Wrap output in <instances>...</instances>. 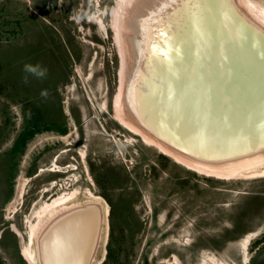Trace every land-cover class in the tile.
<instances>
[{
  "label": "rangeland",
  "instance_id": "1",
  "mask_svg": "<svg viewBox=\"0 0 264 264\" xmlns=\"http://www.w3.org/2000/svg\"><path fill=\"white\" fill-rule=\"evenodd\" d=\"M143 1L126 33L134 37L139 55V29L156 17L158 4ZM174 1L164 8L182 6ZM194 1L185 4L199 12L202 0ZM258 1L264 6V0ZM125 2L0 0V237L5 233L0 263L29 264L20 249L33 225L39 232L54 214L92 202L104 205L103 217L108 208L93 264H264V173L257 170H264V161L256 174L248 160L262 155L257 142L241 133L243 142L222 147L215 161L200 159L202 172L177 162L113 117L118 99L125 113L138 112L130 90L141 75L140 56L131 46L133 58L125 63L113 27L122 26ZM222 2L213 1L214 14ZM232 2L241 12L242 0ZM25 63H39L47 75H30L25 84ZM42 89L48 90L47 98L41 97ZM27 125L34 132L21 156L8 154ZM48 125L52 130L44 129ZM211 161L223 170L232 164L230 169L242 175L218 177L209 172ZM61 197L67 199L57 208H46ZM72 216L80 227H94L88 211Z\"/></svg>",
  "mask_w": 264,
  "mask_h": 264
},
{
  "label": "bare ground",
  "instance_id": "2",
  "mask_svg": "<svg viewBox=\"0 0 264 264\" xmlns=\"http://www.w3.org/2000/svg\"><path fill=\"white\" fill-rule=\"evenodd\" d=\"M185 1L187 0L178 2L182 8H175V5L174 8H164L166 3L170 5L175 1L157 0L159 5L157 4L156 17H148L147 25H141V30L139 29V36L143 38L139 55L136 47L134 49L132 46L134 37L130 40L131 34L126 35L127 32L131 33V26L127 22H130L136 5L144 8L145 1L126 0L127 8L120 12L122 26L115 27V24L113 27L119 33L120 49L125 63L128 58H133L131 46L132 53L140 56L137 63L141 75L137 77V83L133 84L135 88L130 90L138 112L136 116L131 111L125 113L122 108L123 100L118 99L113 105V117L129 131L138 132L148 144L157 145L177 162L204 172L202 165H197L198 161H215L217 151L221 153L222 147H232L237 141L240 142L242 134L248 135L250 141L258 143H255L256 149L264 150V6L258 0H242L239 12L232 5L235 0H223V4L218 3L221 10L214 14L211 10L215 0H202L203 11L198 8L199 12L188 9ZM151 6L153 8L154 5L151 3ZM231 10L234 11L233 14L229 13ZM158 11L160 13L157 14ZM100 26L103 28L102 20ZM237 29L240 32L237 33ZM124 33L127 37L125 40ZM237 77L242 78L238 80ZM126 78L125 72L121 78L122 89ZM144 129L156 135H149ZM238 149L240 145L234 152L239 151ZM261 152L260 157L248 160L252 161L250 167L254 168V172L258 170L264 173V170L257 169L264 161V151L258 153ZM222 154L225 155V152ZM228 157L230 156L225 159ZM217 165L211 161L208 168L211 169L209 172L216 173L218 177L241 174L240 171L237 172V168L230 169L232 164L224 170L216 167ZM65 199L67 198H57L48 203L46 208H57ZM107 209L105 211L108 212ZM65 210L62 211L66 212ZM72 217L70 215L73 228L67 234L68 237H72L75 229H80L78 217ZM38 226H32L28 240L23 241L20 249L29 264H38L36 246H33ZM87 226L91 229L89 224ZM53 233L51 236H55ZM18 235L22 237L19 232ZM246 237H250V234ZM65 242L68 243L65 249L71 247L70 244L73 245L71 241ZM51 246L57 247L55 244ZM64 256L62 264H84L83 260H79L81 252L75 254L69 249ZM68 258L70 260L67 262ZM59 260L54 262L59 264ZM48 264H53L52 260Z\"/></svg>",
  "mask_w": 264,
  "mask_h": 264
},
{
  "label": "water",
  "instance_id": "3",
  "mask_svg": "<svg viewBox=\"0 0 264 264\" xmlns=\"http://www.w3.org/2000/svg\"><path fill=\"white\" fill-rule=\"evenodd\" d=\"M241 14L244 15L243 12ZM257 30L259 31V29ZM238 32L240 31L237 29V33ZM134 124L137 123L134 122ZM144 132L149 133V135H156L150 131H146L145 129ZM151 137H153L154 140L159 141L158 138H156L155 136ZM161 142L164 141L161 139ZM92 206H95L94 214V210H91ZM103 206L101 207L99 204L91 202L85 205L76 206L72 208L73 210L71 209V211L69 212L62 211V214H60V212L56 214L51 220L49 219L37 233L35 239L38 264H48L49 260H52L53 264H56V261L54 262V260L59 259V264H62V258L66 253L69 252V249L72 250V253L75 254L81 252V257L79 260H83L84 264H93L96 258L98 248L100 247L101 242L103 240V234L106 228L107 217L106 214L104 215L105 218L103 217V211L105 209H103ZM85 211H88L90 217L93 218L91 224H93L94 227L91 230L88 229V226L87 228L80 227V229L74 230V232L72 233V237H68L67 234L69 232H72L70 229L73 228L70 215H77L78 213L83 215ZM86 229L88 230L86 231ZM53 231L55 232L53 233ZM56 231L59 233H57ZM51 233H53L55 236H51ZM51 237H53L54 239ZM65 241H69V243L71 241L73 245L70 244L71 247L65 249L66 245H68V243H66ZM51 244H55L57 247L52 248ZM66 260L68 262L70 258ZM89 260L91 261V263Z\"/></svg>",
  "mask_w": 264,
  "mask_h": 264
},
{
  "label": "trees",
  "instance_id": "4",
  "mask_svg": "<svg viewBox=\"0 0 264 264\" xmlns=\"http://www.w3.org/2000/svg\"><path fill=\"white\" fill-rule=\"evenodd\" d=\"M53 127H50L49 125L44 127V129H51L52 130ZM57 128H60L59 126H57ZM35 129V128H34ZM35 130H39V128H36ZM34 130L29 127L28 125L25 126L16 136V139H14L13 144L11 146V148L8 150V154H16L20 157L24 147L27 143V141L31 138V135H33ZM61 132H65V129H61ZM19 157L17 158V160L19 159ZM3 160V159H2ZM5 160V159H4ZM5 234V233H4ZM1 235L0 238H3V235ZM12 235V233H10ZM14 235V234H13ZM12 235V236H13ZM13 238L16 240L15 235L13 236ZM1 264V263H0Z\"/></svg>",
  "mask_w": 264,
  "mask_h": 264
},
{
  "label": "clouds",
  "instance_id": "5",
  "mask_svg": "<svg viewBox=\"0 0 264 264\" xmlns=\"http://www.w3.org/2000/svg\"><path fill=\"white\" fill-rule=\"evenodd\" d=\"M23 72L25 75L23 76V81L25 84L29 82V76H35L37 78H44L47 75V68L41 66L39 63H25L23 65ZM41 97L47 98L49 95L48 90L42 89L40 92Z\"/></svg>",
  "mask_w": 264,
  "mask_h": 264
},
{
  "label": "flooded vegetation",
  "instance_id": "6",
  "mask_svg": "<svg viewBox=\"0 0 264 264\" xmlns=\"http://www.w3.org/2000/svg\"><path fill=\"white\" fill-rule=\"evenodd\" d=\"M262 243H264V242H262Z\"/></svg>",
  "mask_w": 264,
  "mask_h": 264
}]
</instances>
